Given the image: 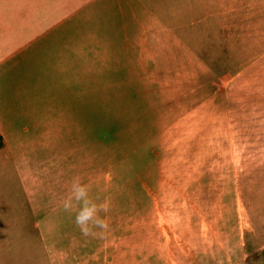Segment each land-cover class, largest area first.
<instances>
[{
    "label": "rangeland",
    "instance_id": "374dc122",
    "mask_svg": "<svg viewBox=\"0 0 264 264\" xmlns=\"http://www.w3.org/2000/svg\"><path fill=\"white\" fill-rule=\"evenodd\" d=\"M88 1L0 0V23L9 24L8 35L28 39L51 24L47 11L71 12L79 25L74 32L84 38L87 29L97 33L107 40L101 47L120 60L111 68L97 63L88 86L86 65L77 64L67 90L74 165L89 145L90 196L109 205L101 213L109 228L88 236L90 246L105 249L103 264H264V36L258 15H217L210 39L154 44L147 62L139 61L140 31L126 26L133 14L97 0L88 21ZM164 2L145 6L157 14ZM182 2L179 18H164L197 23L194 0ZM159 21L149 22L154 35H160ZM166 55L179 60L163 61ZM53 76L50 70L38 75L47 92H55ZM18 191L13 185L2 191L0 215L32 213L26 200H12Z\"/></svg>",
    "mask_w": 264,
    "mask_h": 264
},
{
    "label": "crops",
    "instance_id": "0c3cea01",
    "mask_svg": "<svg viewBox=\"0 0 264 264\" xmlns=\"http://www.w3.org/2000/svg\"><path fill=\"white\" fill-rule=\"evenodd\" d=\"M150 1L104 0L110 10L114 5L120 13L127 10L133 14L134 21L131 19L126 26L131 32L140 31L136 35L141 45L139 61L150 60L149 50L154 44L191 45L210 39L211 31H216L217 15L227 17L238 10L242 14H257V30L264 36V0H194L191 10L200 13L199 19L186 26L170 21L180 17L183 0H165L162 15L149 13L145 5ZM95 3L97 0L84 4L88 21L94 14L90 9ZM136 7L141 10L138 14ZM58 10L47 11L53 14L51 24L38 33L30 31L33 33L28 39L20 33L8 35L9 24L0 23V134L4 139L0 149V198L2 191L13 185L19 191L12 200H26L32 211L0 215L1 264L104 263L105 249L90 246L88 236L76 227V209L65 212L62 208L73 177L88 184L89 173V145L87 154H81V161L74 165L67 90L77 64L82 68L86 65L88 86L90 70L95 71L97 63L111 68L120 60L108 46L101 47L107 45V40L90 33L91 30L88 33V29L85 38L74 32L79 25L74 23L73 14L63 17ZM28 11L35 14L32 9ZM153 18L160 19V35L159 31L154 35L155 29L149 25ZM26 25L22 23L18 28L22 30ZM172 59L179 60L166 55L163 61ZM46 61L47 66L41 64ZM46 70L53 72L54 93L41 88L38 75Z\"/></svg>",
    "mask_w": 264,
    "mask_h": 264
},
{
    "label": "clouds",
    "instance_id": "9594fccd",
    "mask_svg": "<svg viewBox=\"0 0 264 264\" xmlns=\"http://www.w3.org/2000/svg\"><path fill=\"white\" fill-rule=\"evenodd\" d=\"M62 208L65 212L76 209L74 223L83 236L103 234L109 228L107 217L101 215L107 213L108 203H97L90 196L89 185L79 177H73L68 194L62 201Z\"/></svg>",
    "mask_w": 264,
    "mask_h": 264
},
{
    "label": "trees",
    "instance_id": "16d2710c",
    "mask_svg": "<svg viewBox=\"0 0 264 264\" xmlns=\"http://www.w3.org/2000/svg\"><path fill=\"white\" fill-rule=\"evenodd\" d=\"M3 146H4V139H3V137H2L1 134H0V149L3 148ZM261 259H262V261L264 262V249H263V251L261 252Z\"/></svg>",
    "mask_w": 264,
    "mask_h": 264
}]
</instances>
